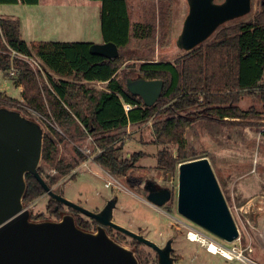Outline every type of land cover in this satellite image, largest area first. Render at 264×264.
<instances>
[{
    "label": "trees",
    "instance_id": "obj_1",
    "mask_svg": "<svg viewBox=\"0 0 264 264\" xmlns=\"http://www.w3.org/2000/svg\"><path fill=\"white\" fill-rule=\"evenodd\" d=\"M101 3V33L103 42L117 45L119 56L111 59L90 52L92 42H27L21 37L20 19L0 17V70L23 87V106L46 118L42 160L46 167L55 169L48 177L44 169L39 173L49 187L60 177H66L76 167L60 157L58 143L70 138L92 136L104 151L96 161L111 173L126 176L135 163L146 155L137 153L131 158L120 155L117 145L121 131L129 125L145 124L162 114L152 131L157 144L176 147L158 152L160 169L174 170L178 163L191 159L185 133L199 118L226 121L258 117L251 110L244 111L238 104L242 93L261 90L264 99V0L255 17L247 22L222 27L211 43L185 53L174 61H156L157 48L169 45L172 19V1L93 0ZM40 0H0L1 5H38ZM135 12L139 17L132 22ZM16 51L37 58L47 73V82L41 73L18 57ZM145 53L151 55L144 57ZM149 55V56H150ZM133 61L123 79L118 74L123 64ZM14 66L18 73L9 74ZM143 77L163 80L164 89L158 102L148 107L143 99L132 94L128 79ZM104 85L97 90L96 84ZM9 97L0 95V107L10 106ZM133 108L125 110L124 105ZM264 109V108H263ZM25 116L29 112L23 109ZM28 112V113H27ZM264 114V111H263ZM30 118V117H29ZM84 159L86 157L77 150ZM27 190L23 199L28 207L46 193L38 179L27 174ZM50 218L33 217L31 220H60L67 213L65 205L51 200ZM77 226L81 228L79 221Z\"/></svg>",
    "mask_w": 264,
    "mask_h": 264
},
{
    "label": "rangeland",
    "instance_id": "obj_2",
    "mask_svg": "<svg viewBox=\"0 0 264 264\" xmlns=\"http://www.w3.org/2000/svg\"><path fill=\"white\" fill-rule=\"evenodd\" d=\"M132 1L138 3L137 0ZM155 1L157 0H152V3ZM171 1L173 3L172 19L174 22L171 27L170 39L166 40L170 43L157 48L153 57L156 61H174L185 54L180 49L178 40L183 30L184 21L189 14V0ZM223 1L216 0L217 3ZM252 5L253 9L249 14L233 19L220 28L253 19L260 8L259 0H252ZM100 11L101 3L90 0H43L38 5L0 6L1 15L20 19V21L22 19L25 28L23 38L28 42L32 39L35 40V38L36 40L42 38L41 40L53 42L100 44L103 41ZM135 18L134 21L138 22L139 17L136 12ZM40 22H43L42 27L36 29ZM217 32L205 44L211 43ZM144 55L145 58H152L148 53ZM133 64V61H128L122 65L118 74L120 79L124 78ZM40 78L47 82L44 76ZM96 88L102 90L104 85L97 83ZM22 89L15 80L0 70V95L10 99V102H6L10 106L6 107L18 110L23 114L25 111L22 107ZM238 106L244 111L251 110L259 115L246 120L197 119L185 133L188 151L191 155L189 160L207 157L213 166L231 211L240 214L246 211L251 212L250 215H255L256 226L263 229L264 99L261 90L242 93ZM29 116H31L30 113ZM165 118L166 114H162L145 124L129 125L120 132L117 145L122 146L121 157L131 158L137 153L146 155L134 164L126 176L111 173L97 161L89 167H84L83 161L86 159L83 160L77 150H79L78 147L87 143V138L77 137L73 139L68 136L65 141L58 143L60 157L76 163V167L70 175L60 177L53 184V190L91 211L102 208L109 199H116L117 206L113 213L114 221L135 233L141 234L160 247L164 246L168 240H172L173 257L176 258L178 264H240L239 260L226 259L220 253L212 254L201 243L189 239L190 233L194 232L201 237L203 236L207 241L221 246L216 243L215 238L212 237L211 239L208 236V231L195 225L178 212L177 195L180 163L174 170L170 171L160 169L157 166L158 152L161 149L169 148L174 154L177 151L176 147L159 145L155 140L152 131L153 124ZM42 126L45 133H50L46 125L42 124ZM41 167L44 169L46 177L48 175L55 176L53 169L46 167L43 160L40 164ZM107 174L116 179L115 185L111 188L105 187L109 178ZM147 180H153L161 187L169 188L173 192L171 200L162 207L152 204L147 199V192L143 188ZM138 182H141L140 186ZM51 200L54 199L44 193L32 201L27 209L35 218L38 216L50 218L48 206ZM64 207L67 213L73 212L70 207L66 205ZM256 233L257 230L252 235L251 243L255 249L252 257L264 264V247L257 241ZM249 239L243 243H247ZM128 242L130 243V241H125L123 246L129 248ZM220 244H225L228 248L236 245V243L225 242ZM137 248L142 264H158L156 253L151 247L138 244Z\"/></svg>",
    "mask_w": 264,
    "mask_h": 264
},
{
    "label": "water",
    "instance_id": "obj_3",
    "mask_svg": "<svg viewBox=\"0 0 264 264\" xmlns=\"http://www.w3.org/2000/svg\"><path fill=\"white\" fill-rule=\"evenodd\" d=\"M178 45L185 53L205 44L225 23L249 14L252 0H189ZM90 52L114 59L119 49L114 43L92 44ZM128 90L140 96L146 106L155 105L164 81L143 77L127 80ZM44 128L18 110L0 107V264H140L135 252L113 240L104 226L111 225L153 247L160 264H176L170 245L155 242L112 221L116 200L95 213L56 193L39 173L43 156ZM27 174L34 175L46 193L58 203L97 219L100 228L89 232L79 228L72 214L60 220H31L24 206ZM178 212L226 243H234L239 228L232 215L213 166L207 157L179 164ZM160 196L161 199H158ZM171 190L151 192L148 200L158 207L171 200Z\"/></svg>",
    "mask_w": 264,
    "mask_h": 264
},
{
    "label": "built area",
    "instance_id": "obj_4",
    "mask_svg": "<svg viewBox=\"0 0 264 264\" xmlns=\"http://www.w3.org/2000/svg\"><path fill=\"white\" fill-rule=\"evenodd\" d=\"M11 56L12 58L18 57V58H21L27 61L30 64V66L37 72L38 75H39L38 71L41 73V75L39 76H44L47 79L48 77L47 73L45 74L46 71L44 70L42 64L37 58L25 56L16 51H12ZM17 73H18V70L14 66H12L9 70V74L11 76H14ZM22 107L23 109H26L31 114V116H28V117L45 125V122L47 120L44 116H42L41 114H39L38 112L34 111L33 109L29 107H26V106H22ZM124 107L126 111H129L133 108V106H131L130 104H125ZM78 149L86 157V160L83 161L84 167H89L91 164H94L96 162V157L104 151V149L96 145L94 138L90 135L87 138V143L84 144L82 147H78ZM53 172L54 174L57 173L55 169H53ZM107 175L109 178L107 182L105 183V187L111 188L113 185H115L116 179L110 174H107ZM256 230H257V233L255 235L256 239L264 247V228L261 229V228L256 227V229H254V232ZM246 239H249V241L247 243H243L246 241ZM251 242H252V238L251 236H249V234L246 238L240 235L238 239L234 242L236 243L235 246L228 248L225 245H221L218 247L220 248V250L225 249L229 253H231V255L233 256V259L239 260L240 264H262L252 257V254L255 252V249Z\"/></svg>",
    "mask_w": 264,
    "mask_h": 264
},
{
    "label": "flooded vegetation",
    "instance_id": "obj_5",
    "mask_svg": "<svg viewBox=\"0 0 264 264\" xmlns=\"http://www.w3.org/2000/svg\"><path fill=\"white\" fill-rule=\"evenodd\" d=\"M139 186L141 184V182H138ZM143 188L144 190L147 192V199L149 197V195L151 194V192H155V191H159L161 190L162 188H166V187H161L157 182L153 181V180H147L144 185H143ZM171 196L173 197V192L171 191ZM171 197V198H172ZM158 199H161L160 196H157ZM112 200V199H109L102 208L100 209H96L95 213H100L105 207L106 205L109 203V201ZM116 200V199H115ZM117 203V202H116ZM155 205V204H154ZM117 206V205H116ZM164 206V205H163ZM84 207V206H83ZM162 207V206H161ZM116 208V207H115ZM72 209V208H71ZM73 212H71L70 214H72L75 218V221H79V224L81 225V229L85 230V231H89V232H97L98 229L100 228V223L97 219L91 217V216H88L80 211H76V210H73ZM115 211V209H114ZM232 212V215L237 223V226L239 228V232H240V235H242L243 237H247L248 234L249 236H251L252 238V235L254 233V229H256V224H255V220H254V217L255 215H250L251 212H248L246 211L245 213H242L240 214L239 212L238 213H234L233 211ZM67 214V213H66ZM252 214V213H251ZM113 217H114V214H113ZM112 217V221H114ZM253 220V221H252ZM117 223V222H115ZM77 224V223H76ZM118 224V223H117ZM195 224V223H194ZM120 225V224H119ZM197 225V224H195ZM122 226V225H121ZM198 226V225H197ZM124 227V226H123ZM105 228V231L106 233L113 239L115 240L116 242L120 243L123 245V243L125 241H130V243L128 244L129 245V249L133 250L139 260V263L142 264V261H141V258L139 256L140 252L138 251V244H145L147 245L146 243L128 235L127 233L111 226V225H107V226H104ZM201 228V227H200ZM242 228V230H241ZM128 229V228H127ZM203 229V228H202ZM130 230V229H129ZM132 231V230H131ZM134 232V231H133ZM138 234V233H137ZM141 235V234H139ZM239 235V236H240ZM210 238L212 239L215 238L216 239V243L219 244V245H222L220 243H223L224 241L221 240L220 238L214 236L213 234L209 233ZM214 243V242H213ZM226 243V242H225ZM172 244H173V241L172 240H168L164 246H162L161 248H167L168 245H170V247H172ZM225 245V244H224ZM149 246V245H147ZM151 247V246H149ZM155 253H156V258L158 260V264H160V256L158 254V252L153 248L151 247ZM173 248V247H172ZM170 257L173 258V261L174 263L178 264V261L176 260L175 257H173V250L170 251Z\"/></svg>",
    "mask_w": 264,
    "mask_h": 264
},
{
    "label": "bare ground",
    "instance_id": "obj_6",
    "mask_svg": "<svg viewBox=\"0 0 264 264\" xmlns=\"http://www.w3.org/2000/svg\"><path fill=\"white\" fill-rule=\"evenodd\" d=\"M189 239L192 240L193 242H199L203 245V247H207L208 251L212 254H221L224 256L226 259L233 260V256L231 253H229L227 250L220 248L213 242L207 241L203 236L201 237L199 234H196L194 232L190 233Z\"/></svg>",
    "mask_w": 264,
    "mask_h": 264
},
{
    "label": "crops",
    "instance_id": "obj_7",
    "mask_svg": "<svg viewBox=\"0 0 264 264\" xmlns=\"http://www.w3.org/2000/svg\"><path fill=\"white\" fill-rule=\"evenodd\" d=\"M90 1H93V0H90ZM43 2V0H40V3L39 4H41ZM137 2H139V0H137ZM137 4L138 3H135L134 2V5H136L137 6ZM17 5H22V4H17ZM100 15H101V11H100ZM0 16H3V15H1L0 14ZM134 19H136L135 17H133L132 18V22L133 23H137L136 21H134ZM21 21H22V19H21ZM22 24H21V37L23 38V35H25V28H24V24H23V21L21 22ZM39 25H37L36 26V29H39V28H41L42 26H41V24H43V22H40V23H38ZM24 39V38H23ZM40 40H36V38H35V40L34 39H32V40H30V42H33V41H45V40H41L42 38H39ZM28 42V41H27ZM29 42V43H30ZM101 43H103V41L101 42ZM20 88H23L22 86H19ZM23 90V89H22Z\"/></svg>",
    "mask_w": 264,
    "mask_h": 264
}]
</instances>
